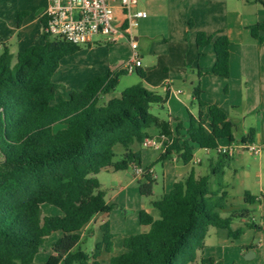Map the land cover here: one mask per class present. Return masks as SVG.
<instances>
[{"label":"trees","instance_id":"1","mask_svg":"<svg viewBox=\"0 0 264 264\" xmlns=\"http://www.w3.org/2000/svg\"><path fill=\"white\" fill-rule=\"evenodd\" d=\"M258 1L264 7V1ZM26 17L27 13H19L18 28ZM45 24L43 18V28ZM250 31L254 39L264 42V22ZM196 43L200 48L214 46L216 62L207 74L229 78L232 44L228 37L200 32ZM80 50L43 33V43L18 53L15 62L7 46L0 54V264H36L53 234L59 237L45 264H102V254L113 251L108 222L100 226L101 239L91 255L79 249L80 232L95 217L111 211L97 175L107 168L118 172L140 166V154L133 148L150 137V128H158L168 138L159 162L177 157L189 164L198 148L217 151L222 140L235 143L234 123L220 107L201 100L199 86L192 96L200 108H208L206 118L203 112L197 118L190 114L187 127L178 122L174 129L151 113L152 108L165 106L168 93L159 95L140 82L119 98L106 99L127 74L124 70L108 71L82 91L72 92L69 99L53 104L59 88L53 77L62 60ZM138 69L143 80L146 72ZM255 137L251 129L242 143H255ZM117 146L124 153L115 161ZM232 159L218 154L219 165ZM219 173L213 170L199 178L191 173L153 200L159 218L141 211L139 222L149 230L125 238L126 253L112 257L109 264H196L211 227L226 231L234 240L247 229L260 231L247 208L256 204V197L245 192L246 207L229 206L222 180L217 189L211 187L212 177ZM154 183L150 175L142 178V197L154 195ZM44 205L61 214L44 215ZM235 220L245 221L243 227L234 229ZM202 264L214 262L202 260Z\"/></svg>","mask_w":264,"mask_h":264},{"label":"crops","instance_id":"2","mask_svg":"<svg viewBox=\"0 0 264 264\" xmlns=\"http://www.w3.org/2000/svg\"><path fill=\"white\" fill-rule=\"evenodd\" d=\"M136 8L146 11L148 15L146 19L140 22V26L136 30V39L139 44L138 51L141 53L142 62L140 69L146 72V77L143 80L140 79L138 76L139 69H135L133 73L125 74L119 80L115 91L116 94H111L106 99L119 98L125 89L142 82L151 91L155 92V90L160 89L168 93V100L165 106L154 108L164 109L168 107V122L172 128L174 129L178 122L187 127L190 114L197 118L203 112L204 118H206L208 108L199 107L198 113L195 110L193 111V109L190 111L188 104L181 96H186V99L194 104L196 100L192 94L198 82L206 89V92L208 90L212 91L214 88L219 92L224 86L229 88L232 83L230 79L235 74L237 76V69L239 68L240 85L244 84L247 92H249L248 88L252 84H257L259 87L256 97H253V105L245 107L248 116L250 115L249 118L243 111L241 112L242 106L237 105V103L233 102L227 107V102L220 101V99H213L211 97L204 99L203 93L201 94V100L204 99L203 102L220 107L228 115V118L234 123L235 127L241 123L243 134L240 139H237L234 133L235 144H241L242 139L253 129L256 131L255 143L264 146V111H262L264 104V42L254 39L250 31L251 26L264 22V7L260 2L258 0H141ZM45 11V9L41 10L36 18L26 17L18 29H15L14 23H3V27L0 29V54L2 53L3 46H7L14 56L13 62H15L18 53L36 45L37 40L40 37L43 38L42 19L44 18ZM14 22H18V16ZM200 32L208 36L225 35L230 40L232 44L230 48V69L232 75L229 78L207 74L215 65L216 54L213 44L201 48L198 47L196 38ZM16 36H18L17 42H15ZM13 42L18 44V51H14L17 49L13 48ZM105 44L107 43L101 40L89 44L87 46L89 48L87 52L88 57H86L87 62H85L84 56L75 58L76 60H73L67 66L64 78H61L59 74L62 62L68 57L77 55V53H83V51L80 50L62 60L58 71L53 77V82L65 89L64 92H60V99H69L72 92L82 91L91 80L104 76L108 71L115 73L123 70L124 65L130 60L132 54L130 44L123 40L115 44ZM144 53L152 57L150 67H144L142 61V54ZM236 56H238L237 59ZM236 62L239 65H235ZM177 82H182V85L188 86L189 90L186 91L181 87L176 88ZM121 85H124V87L120 89ZM247 102H249V97H247ZM182 132L184 133V131ZM148 134L150 137H158L161 132L158 128L152 127L148 130ZM229 144L227 140H222L219 146H227ZM133 149L140 154V167L151 168V170L154 169V164L159 162V157L162 153L160 149H143L142 145H136ZM199 150L207 154L210 152L198 148L194 153V159ZM234 158L235 156L233 160ZM209 160L210 163L207 169L203 168L202 161L199 164H195L194 160L189 164H184L177 157H174L171 161L161 162L164 170L163 195L169 193L175 183L184 181L191 173H194L199 178L210 175L213 170L216 171L215 166H218V158L217 162ZM104 171L113 173V175H119L120 173V171L116 172L112 168H107L102 172ZM154 179L157 180L155 172ZM216 179V176L212 177L213 182ZM141 180L142 178L137 177L133 170L130 181H126V185L122 183L121 178L118 176L114 180L117 182L116 186L113 187L117 190L116 197L118 198L127 192L129 186L132 184L137 183L139 188ZM224 185V190L228 193V205L235 208L246 207L244 201L245 192L241 201L236 205L234 197L227 191V185ZM127 196L129 198L128 193ZM152 201H150L148 207H144L142 210L158 219L159 212L152 207ZM258 201L259 199L256 197V204ZM255 205L248 206L247 208L251 211V208H254ZM259 210L264 215V203L259 205ZM47 212L49 215L61 214L59 210L54 211L49 209ZM140 212L138 213V219ZM223 215L226 216L227 214ZM97 217L93 220H96ZM252 220L255 221V218L252 217ZM244 223L245 221L235 220L232 227L237 229L243 227ZM89 224L80 232L81 236L82 232L90 230ZM139 225L140 228H138V233L136 234L149 230V227L142 226L140 222ZM51 237H56L57 240L59 234H53ZM127 237L129 235L125 236L124 240ZM240 238L238 240L228 238L226 231H219L211 227L205 240V248L198 254L197 260L201 258V264L204 259H210L213 260L214 264L217 262L220 264L228 258L229 264H236L237 262L241 263L242 258L244 256L246 258L249 252H253L254 254L252 259L258 258L259 254L264 253V238L261 239L258 249L245 248L247 245H244L246 243H241L239 241ZM54 242H51L50 245ZM231 249H233L234 255L227 256V251ZM49 257L43 264L47 262ZM112 257H114L113 252L111 254L103 253L100 261L102 264L103 262L109 264Z\"/></svg>","mask_w":264,"mask_h":264},{"label":"rangeland","instance_id":"3","mask_svg":"<svg viewBox=\"0 0 264 264\" xmlns=\"http://www.w3.org/2000/svg\"><path fill=\"white\" fill-rule=\"evenodd\" d=\"M261 4V3H260ZM262 5V4H261ZM48 8V0H0V29L3 27V23H14L15 29H18L17 23L14 22L15 18L19 15V13H27L28 17L30 18H36L37 14L43 10ZM36 32V31H35ZM18 36L15 38V42H17ZM101 40L104 41L102 38H96V41ZM13 42V48L17 49L14 51H18V44ZM43 42V38L40 37L36 45H40ZM11 45V44H10ZM107 45V44H105ZM88 45L80 46L81 51L83 53H77V55H73L71 57L66 58L60 67V77L64 78L65 71L67 69V66L73 62V60H76L75 58H80V56H84L85 62L86 57H88ZM83 54V55H82ZM141 54V53H140ZM77 56V57H74ZM92 57L91 55H89ZM238 56H236L237 59ZM156 58V57H154ZM152 57L148 54L144 53L142 54V61L144 63V67H150ZM239 62V61H238ZM236 62L235 65H239V63ZM235 73V72H234ZM230 75L231 69H230ZM239 68L237 69V76L232 77L230 79L231 86L228 88L227 86L224 88L222 87L219 92L214 88V90L206 92V89L203 88L201 83L196 84V88L199 86L201 90V94L203 93L204 99H208L209 97L220 99V101L227 102V107L230 106L231 103H237V105L242 106L241 112L245 113V115L249 118L247 110H245V107L253 105V97H256L257 90L259 87L257 84H252L250 88L247 89L245 85H240V77H239ZM230 77V76H229ZM232 80V81H231ZM182 82L176 83V88L181 87L184 90H189V87L182 85ZM124 87V85H121L120 89ZM175 88V89H176ZM64 87H59L56 93L55 102L53 104H56L60 99V92H64ZM159 95L164 96L167 92L165 90H155ZM112 94H116V92H113ZM247 97H249V102H247ZM181 98L188 104V108L190 111L195 110L196 112L199 110V105L195 101L194 104L191 103L188 99H186V96H181ZM203 99V100H204ZM202 100V101H203ZM264 111V104H263V110ZM151 113L158 118L161 117L163 121L168 122L169 117V111L168 107L164 109H158V108H152ZM198 113V112H197ZM187 115V113H186ZM160 116V117H159ZM241 121V120H240ZM239 121V122H240ZM243 121V120H242ZM247 123V122H246ZM235 136L237 139H240L243 134V128L241 123L237 124L234 130ZM257 144V143H256ZM261 154L258 155H252L247 150H238L235 153L234 160L232 159L226 164H218V166H215V169H217L218 172H221L220 175H218L216 181H212L211 187L212 189H217L218 180H222V183L227 185V191L234 197L235 204L237 205L238 202L241 201L243 198V194L246 191H249L251 194L256 196L259 201L255 205L254 208H251V216L255 218V223L260 227V231L255 230H245L243 235L241 236L240 240L241 243H246L244 245H247L245 248L253 247V248H259L258 245L262 238H264V215L259 210V205L264 203V146H261ZM123 147L117 146L115 148V161H118L120 159V156L123 154ZM151 153V151H149ZM218 154L216 151H210L208 154L204 151H198L196 158L197 160H200L203 162V168H208L210 160H214L217 162ZM1 161V156H0ZM143 170L151 169V168H142ZM134 172V169H132ZM132 170L128 171H120L119 175H113V173H108L106 171L100 173L97 176L98 181L101 185V190L105 193V201L108 206L111 207V211L109 214L100 215L96 218V220H93L89 224V228L87 231L82 232V241L79 245V249L88 254L91 255L95 249V246L98 241L101 239L100 234V226L106 222L109 223L110 231L113 234V255L119 256L126 253V250L124 249V237L130 236V235H137L138 228H140L139 225V219H138V213L140 211H143L144 207H148L150 201L152 200H159L163 195V174L164 170L162 167L161 162H157L154 164L153 171L155 172V175H157V180H155L154 183V195L151 198H145L141 197L139 194V188L136 184H132L129 186V189L127 192H125L122 196L116 197L117 190L113 187L116 186L114 180L117 179L119 176L122 180V183L125 185L127 184L126 181H130ZM223 174V176H222ZM225 186V185H224ZM127 193L129 194V198L127 196ZM143 205V206H142ZM54 210L58 211L56 208L51 207L49 205H44L42 207L44 215H49L47 210ZM254 209V210H253ZM53 216V214L49 215ZM92 230V231H91ZM56 241V237H50L44 247L41 251L40 255L36 259V264H43L45 260L53 255V251L51 249V242ZM229 251V250H228ZM227 256H233L234 252L233 249H231ZM204 260H210V259H204ZM240 262V261H239ZM92 264V262H90ZM103 264H107L103 262ZM196 264H201V258H199L196 262ZM216 264H219L218 262ZM220 264H229L228 258L225 260V262ZM231 264V263H230ZM236 264H264V253L259 254L258 258H254L252 260H247L245 256L242 258L241 263Z\"/></svg>","mask_w":264,"mask_h":264},{"label":"built area","instance_id":"4","mask_svg":"<svg viewBox=\"0 0 264 264\" xmlns=\"http://www.w3.org/2000/svg\"><path fill=\"white\" fill-rule=\"evenodd\" d=\"M141 0H48V8L44 13L46 24L43 33L51 40L63 41L75 46L89 45L96 38H102L107 44L126 41L130 44L132 54L123 70L133 73L142 66L136 30L140 22L147 18V12L137 9ZM168 138L160 134L158 137L146 138L143 149H160ZM238 150H247L252 155H260L261 147L256 143L229 144L219 146L217 154L233 158ZM195 164L200 160L193 159ZM137 177L150 175L151 169L143 170L134 166Z\"/></svg>","mask_w":264,"mask_h":264},{"label":"water","instance_id":"5","mask_svg":"<svg viewBox=\"0 0 264 264\" xmlns=\"http://www.w3.org/2000/svg\"><path fill=\"white\" fill-rule=\"evenodd\" d=\"M254 256L253 252H249L248 255L246 256V259L250 260Z\"/></svg>","mask_w":264,"mask_h":264}]
</instances>
